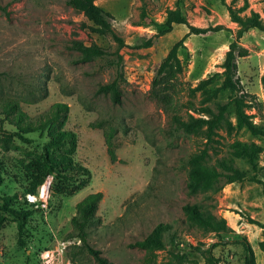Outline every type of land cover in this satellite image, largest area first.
<instances>
[{
	"label": "rangeland",
	"instance_id": "374dc122",
	"mask_svg": "<svg viewBox=\"0 0 264 264\" xmlns=\"http://www.w3.org/2000/svg\"><path fill=\"white\" fill-rule=\"evenodd\" d=\"M96 2L111 13L122 46L111 34L91 32L92 23L68 0H0V101H18L32 118L66 103L65 129L77 136L74 164H61L74 178L56 177L46 173L45 155H68L69 148L52 144L47 131L19 132L0 115V264H100L72 223L77 203L97 191L104 197L88 241L111 264H212L209 251L218 264H243V240L264 264V137L239 124L235 102L264 128V29L238 38L228 8L243 17L255 13L264 25V0ZM178 9L186 24L139 47L167 29L169 12ZM218 26L226 28L212 30ZM189 27L207 31L184 39L170 61L173 79L154 88L160 64ZM75 39L108 54L80 61ZM233 41L248 51L237 59L239 90L225 84ZM114 80L119 102L101 90ZM220 115L211 132L207 123L183 126ZM110 130L116 161L106 143ZM194 156L203 158L192 163ZM75 165L90 170L86 186ZM200 167L222 176L193 191L189 172ZM229 176L237 178L227 182ZM188 203L224 226L214 231L191 221L183 210ZM161 222L172 225L163 247L130 246Z\"/></svg>",
	"mask_w": 264,
	"mask_h": 264
},
{
	"label": "trees",
	"instance_id": "16d2710c",
	"mask_svg": "<svg viewBox=\"0 0 264 264\" xmlns=\"http://www.w3.org/2000/svg\"><path fill=\"white\" fill-rule=\"evenodd\" d=\"M180 1V0H178ZM68 4L79 13L84 14V16L92 23L89 25L91 32L96 33L101 36L113 35L115 39L120 43V46L124 44L123 39H121L114 31L112 25V15L110 12L106 11L102 6L97 4L96 0H68ZM230 15L232 20L238 23L239 30L237 37H241L247 30L253 27H258L264 29V25L259 20L257 14H253L250 17L241 16L233 6H229ZM0 9L5 10V7L0 5ZM187 20L183 13L178 10H172L168 14L166 21L167 29H162L159 33L155 34L148 41L139 45V47H149L154 43V39L158 38L171 30L174 24H186ZM190 31L182 38L180 41L176 42L172 47L170 53L165 58V60L160 64L158 72L154 78L153 86L157 88L159 86L166 85L169 80L173 79L171 74L170 61L173 56H175L177 48L183 44L184 39L191 33H202L206 32V29L189 27ZM224 26L215 27L212 30L220 31L225 29ZM72 48L80 53V61H92L99 57H104L108 54V51L103 46L92 43L90 45L85 44L80 39H75L72 42ZM247 49L240 46L237 41H233L230 44V49L227 52V58L225 63V84L235 90H239L240 87L235 77L238 72V57L246 56ZM103 91H111L113 94V99L116 102L120 100V90L118 87L117 80L111 83L103 85L101 87ZM158 92V91H157ZM239 99H236L237 106V117L239 124L241 126L247 127L254 135H260L264 137V128L255 124L247 115L244 110L239 105ZM70 107L66 103H55L49 110L40 114L39 116L32 118L26 111H24L19 102L12 99H3L0 101V115H4V119L9 121L13 126L17 128L19 132L31 133V132H48L51 136L52 144H55L58 148L68 147V155H57L54 152H47L45 155L47 172L49 174L55 173L56 177L73 179L75 174H72L67 168L61 167V164H74L73 154L77 148V136L73 131H68L65 129ZM221 118L216 117L214 120L199 119L190 124H184L186 129L200 125L208 124L209 131L211 132L213 126ZM114 131L110 130L106 133V143L108 146V153L112 161L117 160V154L115 150V145L113 143ZM203 157L197 156L192 157L190 162L198 163ZM78 167L83 175H86L85 181H82V186H86L91 178V172L87 167L82 165H75ZM190 182L189 185L193 191L205 183L217 180L222 174L216 170H209L205 168H194L190 172ZM237 175V174H236ZM237 177L229 176L227 182H232L236 180ZM104 194L102 191L92 192L88 194L85 198L79 201L76 205L77 212L72 218V223L76 230V236L79 237L83 245L93 253L98 259L100 264H111L105 257L101 255L99 250L94 249L89 241V229L93 223L98 219L96 211L99 209L100 203L103 200ZM183 210L187 217L195 222L196 224L204 227L205 229L217 230L219 227L224 226L225 221L218 219L210 211L203 209L200 204H185ZM172 229V225L169 223H158L144 238L136 240L130 243L131 247H139L146 249L161 248L163 247V236ZM22 228L19 229V234L21 235ZM19 242L24 243L21 236L19 237ZM219 243H214L212 247H216ZM244 247V261L243 264H256V255L253 248L247 240L242 241ZM261 247L264 248V242L260 243ZM209 262L212 264H218V259H216L211 251H209L208 256ZM191 264H199L197 261Z\"/></svg>",
	"mask_w": 264,
	"mask_h": 264
},
{
	"label": "built area",
	"instance_id": "2783aa9c",
	"mask_svg": "<svg viewBox=\"0 0 264 264\" xmlns=\"http://www.w3.org/2000/svg\"><path fill=\"white\" fill-rule=\"evenodd\" d=\"M45 258H47V257H45ZM49 262H52L53 263V259L51 258V256L49 258Z\"/></svg>",
	"mask_w": 264,
	"mask_h": 264
},
{
	"label": "bare ground",
	"instance_id": "6f19581e",
	"mask_svg": "<svg viewBox=\"0 0 264 264\" xmlns=\"http://www.w3.org/2000/svg\"><path fill=\"white\" fill-rule=\"evenodd\" d=\"M44 193H45V192H44ZM44 193H43V194H44Z\"/></svg>",
	"mask_w": 264,
	"mask_h": 264
}]
</instances>
